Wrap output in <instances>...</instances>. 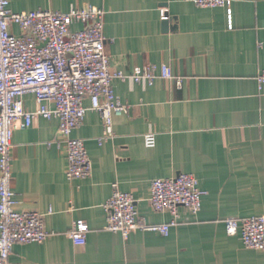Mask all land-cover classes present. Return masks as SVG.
I'll use <instances>...</instances> for the list:
<instances>
[{"label": "crops", "instance_id": "1", "mask_svg": "<svg viewBox=\"0 0 264 264\" xmlns=\"http://www.w3.org/2000/svg\"><path fill=\"white\" fill-rule=\"evenodd\" d=\"M91 5L105 11L110 71L128 76L112 81L127 109L113 116V136L101 143L96 111L88 110L72 132L91 161L84 179L67 178L66 149L54 143L56 118L37 117L14 130V208L45 214L53 234L15 244L9 264H264V250L246 248L223 223L264 215V84L256 80L264 69V0H237L230 10L183 0H9L13 12L66 13ZM147 64L168 66L181 84L159 78L158 70L151 83L134 82L133 68ZM23 105L37 109L32 94ZM148 133L156 136L153 148L144 145ZM180 173L194 176L205 192L197 214L178 207L167 236L136 230L123 238L105 230L112 183L133 195L148 224H162L173 216L151 207L150 182ZM76 220L89 228L84 245L66 235Z\"/></svg>", "mask_w": 264, "mask_h": 264}, {"label": "built area", "instance_id": "2", "mask_svg": "<svg viewBox=\"0 0 264 264\" xmlns=\"http://www.w3.org/2000/svg\"><path fill=\"white\" fill-rule=\"evenodd\" d=\"M200 8L221 7L230 10L237 0H183ZM105 11L98 6L70 8L66 13L51 10L13 12L9 0H0V264H9L15 244L41 243L53 232L46 230L43 217L36 211H17L12 188V135L17 128L28 127L37 117L56 118L60 138L54 143L64 146L67 152V178L84 179L91 175L92 165L84 142L72 137L82 124L88 110L98 112L103 120L101 143L113 136V116L126 112L113 90L114 78L128 76L110 71V57L104 50L103 35ZM162 20L167 19L164 15ZM74 24L81 25L72 30ZM16 28V29H15ZM175 79L166 65L147 64L133 68L129 77L134 82L156 77ZM264 84V69L257 77ZM32 94L37 109L24 108L23 97ZM88 99L89 105L84 104ZM52 105V107H50ZM144 145L153 148L156 136H143ZM197 179L185 173L174 177L154 179L150 182L149 202L158 212H169L173 219L168 223L148 224L135 207L129 192L111 184V194L104 204L105 230L126 238L131 232L156 231L167 236L176 224L178 207L197 214L201 198ZM48 210L47 214H50ZM228 236L239 235L246 248L264 250V215L246 218L223 219ZM88 225L76 220L66 235L75 245H84Z\"/></svg>", "mask_w": 264, "mask_h": 264}, {"label": "water", "instance_id": "3", "mask_svg": "<svg viewBox=\"0 0 264 264\" xmlns=\"http://www.w3.org/2000/svg\"><path fill=\"white\" fill-rule=\"evenodd\" d=\"M166 20H167V19H164L163 22L166 23Z\"/></svg>", "mask_w": 264, "mask_h": 264}]
</instances>
